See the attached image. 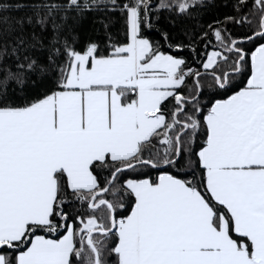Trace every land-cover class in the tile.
Wrapping results in <instances>:
<instances>
[{"label": "snow or ice", "instance_id": "obj_1", "mask_svg": "<svg viewBox=\"0 0 264 264\" xmlns=\"http://www.w3.org/2000/svg\"><path fill=\"white\" fill-rule=\"evenodd\" d=\"M0 264H264V0H0Z\"/></svg>", "mask_w": 264, "mask_h": 264}, {"label": "trees", "instance_id": "obj_2", "mask_svg": "<svg viewBox=\"0 0 264 264\" xmlns=\"http://www.w3.org/2000/svg\"><path fill=\"white\" fill-rule=\"evenodd\" d=\"M153 3H157V0H153Z\"/></svg>", "mask_w": 264, "mask_h": 264}, {"label": "rangeland", "instance_id": "obj_3", "mask_svg": "<svg viewBox=\"0 0 264 264\" xmlns=\"http://www.w3.org/2000/svg\"><path fill=\"white\" fill-rule=\"evenodd\" d=\"M157 2H158V0H157Z\"/></svg>", "mask_w": 264, "mask_h": 264}]
</instances>
